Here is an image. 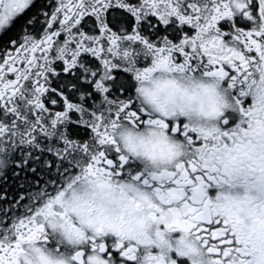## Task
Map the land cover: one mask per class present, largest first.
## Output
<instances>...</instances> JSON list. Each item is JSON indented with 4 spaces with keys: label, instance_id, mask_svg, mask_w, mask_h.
Returning <instances> with one entry per match:
<instances>
[{
    "label": "snow or ice",
    "instance_id": "6c2138e0",
    "mask_svg": "<svg viewBox=\"0 0 264 264\" xmlns=\"http://www.w3.org/2000/svg\"><path fill=\"white\" fill-rule=\"evenodd\" d=\"M0 264H264V0H0Z\"/></svg>",
    "mask_w": 264,
    "mask_h": 264
}]
</instances>
